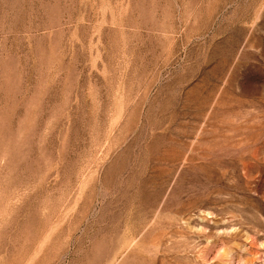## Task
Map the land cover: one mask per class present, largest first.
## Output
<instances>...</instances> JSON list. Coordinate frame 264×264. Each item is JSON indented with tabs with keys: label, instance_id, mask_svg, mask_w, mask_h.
<instances>
[{
	"label": "rangeland",
	"instance_id": "obj_1",
	"mask_svg": "<svg viewBox=\"0 0 264 264\" xmlns=\"http://www.w3.org/2000/svg\"><path fill=\"white\" fill-rule=\"evenodd\" d=\"M0 264H264V0H0Z\"/></svg>",
	"mask_w": 264,
	"mask_h": 264
}]
</instances>
